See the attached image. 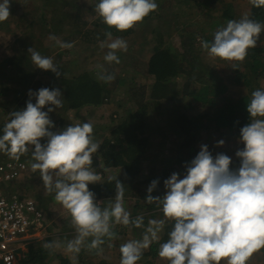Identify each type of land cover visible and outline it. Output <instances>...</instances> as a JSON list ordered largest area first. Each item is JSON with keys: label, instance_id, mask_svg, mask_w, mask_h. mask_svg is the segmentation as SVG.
<instances>
[{"label": "clouds", "instance_id": "1", "mask_svg": "<svg viewBox=\"0 0 264 264\" xmlns=\"http://www.w3.org/2000/svg\"><path fill=\"white\" fill-rule=\"evenodd\" d=\"M250 3L264 7V0ZM10 6L11 0H0V22L11 16ZM158 7L156 0H99L95 11L103 23L123 32L133 29ZM262 32L264 24L245 14L239 20L229 19L214 33L211 43L198 39L210 56L242 62L248 50L258 45ZM104 35L107 39L100 44L108 49L104 60L119 64L117 53L127 52V41L113 38L111 31ZM49 38L62 49L73 47L55 35ZM28 53L37 68L51 71L57 78L62 75L51 57L33 47ZM97 79L111 83L115 75L98 64ZM28 97L25 108L9 113L10 120L0 135V153L19 161L30 152L31 169L39 170L46 192L54 193L55 201L71 217L75 237L64 243H44L42 247L50 254L63 247L74 262L84 248L99 254L106 240L111 247V241L117 238L116 225H132L145 230L142 239L120 246V264H137L144 250L161 240L168 221L173 222L172 230L158 250V256L168 264H247L253 253L264 248V88L254 90L247 103L250 122L240 129L239 138L244 147L235 152L239 167L233 169L231 157L224 153L213 156L208 145L202 144L198 154L185 163L183 178L173 172L164 181L163 197L151 194L159 180L151 181L145 202L162 206L165 218L149 219L146 227L142 214L133 218L126 209L125 184L117 176L109 178L115 183V197L108 206L102 208L96 194L89 190L90 184L102 180L92 167L93 155L101 145L95 140L94 125L83 122L53 131L56 126L49 114L63 107L61 90L42 87L29 90ZM42 139L46 142L42 143ZM223 144V140L217 142V146Z\"/></svg>", "mask_w": 264, "mask_h": 264}, {"label": "rangeland", "instance_id": "2", "mask_svg": "<svg viewBox=\"0 0 264 264\" xmlns=\"http://www.w3.org/2000/svg\"><path fill=\"white\" fill-rule=\"evenodd\" d=\"M53 1L11 0V16L6 21L0 22V135L3 134L4 125L10 120L9 113L26 107L29 90L37 91L42 87L58 88L62 92L64 102L62 108H57L56 111L49 114L56 126L53 131L64 129L71 124L90 122L94 125L95 140L101 145L106 139H114V129L127 116L137 113L140 102L149 103L146 113H144L147 125L142 134V136L148 137L147 152L142 158L138 178L143 177L150 180L151 177L163 175L170 168L173 172L179 173L180 178H183L186 172L182 173L185 167L182 166L184 164L181 159L187 158L192 153L196 156L202 144L208 145L213 156L217 153H224L232 160L235 158V152L241 144L239 142L240 132L237 131L231 132L228 129L218 131L206 126L197 135H194L193 132L195 141L191 145L185 144L187 139L183 136L184 133L179 126H176V119L183 111L189 117L203 111V108L191 97V92L197 84L192 83L186 93L185 84L188 77L181 74L180 77L173 79L177 86L174 100L163 99L156 102L151 99V90L155 79L149 74L148 67L154 53L156 35H159L163 43L167 46L170 45L175 54L181 57L184 51L181 44L182 38L180 34L171 31L172 25L175 27L188 22L200 26V23L210 24L214 26L216 32L219 28L226 26L222 20L226 19L223 9L227 4L235 3L234 6L238 7L239 16H244L246 13L248 15L253 13L250 0H222V2H217V10L220 11L212 10L207 14L202 13L198 3L195 2L202 0H156L159 7L153 12L151 19L146 22L142 21L141 25L135 26L136 29L130 35L125 36L129 49L127 52L119 51L117 53L121 58H119L121 61L119 64L115 62L108 64L104 60L108 49L107 47L101 48L100 44L106 39L100 40V37L97 39L105 31L104 27L99 26L101 17L95 11L96 5L99 3L98 0H84L83 3L79 2L80 6L72 5L70 8L56 7ZM80 17L84 21L87 20L88 23L83 26ZM114 31L116 33L115 28ZM51 35H55L63 42L72 43L73 47L70 49L60 48L55 41L49 38ZM118 37L123 38L124 36L118 35ZM113 38L115 37L113 36ZM131 40H134L136 45L132 46ZM200 44L197 37L195 50H198ZM30 47H33L41 55L51 57L62 75L57 78L53 72L37 68L31 60V54L28 53ZM204 62L209 64L212 72L218 74L219 78L213 77L216 83L220 82V78L225 81L226 63H222L220 58L210 56L208 53L203 57ZM98 64H103L109 73L115 75V80L108 83L109 88H112L113 91L111 97L99 106L86 105L78 109L68 107L67 99L64 98L68 85L78 83L75 79L84 74H89L91 78L99 81L97 79ZM37 83L41 85H36ZM255 84L252 83L251 87L230 86L227 93L218 100L219 106H222L224 102H231L247 96L250 92L249 89L256 90L258 88L256 86L264 88L262 79L257 85ZM189 102L191 107L186 108ZM33 103H35L34 99ZM44 110L47 111V107ZM220 140H223L224 144L217 146V142ZM29 154L30 152L20 159L29 165V170L23 174L21 179L11 184L8 194L16 193L33 198L46 215L48 228L41 233L42 237L40 236L36 241L32 239L31 244L39 248L44 243L54 240L64 243L73 239L76 233L68 211L55 201L54 193L46 192L39 170L34 172L31 169L29 163L31 155ZM0 156L9 158L4 153H0ZM93 157H96L100 163L104 161L99 151ZM92 167L102 175V180H104V176L108 180L112 176L121 177L123 175V169L120 167L107 169L105 172L95 164ZM145 185L149 186L150 184L145 183ZM98 202L103 208L114 202V197L101 199ZM136 204L132 197L125 198L126 209L133 218L142 214L145 218V227L149 219L165 218L162 208L150 210ZM165 229L166 226L163 230L164 233ZM144 230L145 228H135L132 225H116L114 231L117 233V238L111 241V247L106 240L102 245L103 252L97 254L96 250L88 251L87 248H84L82 249L85 251L82 258H79L80 252L74 262L70 258L72 254L67 253L62 247L52 253L48 258V263L60 264L61 257H64L68 258L72 264H120V246L132 239H142ZM90 241L91 238L88 242L90 243ZM151 254L150 247L144 250V257L137 264L141 262L150 264L152 259L154 264H168L167 260L161 259L159 256L152 258ZM221 264H226V261H221ZM247 264H264V248L253 253Z\"/></svg>", "mask_w": 264, "mask_h": 264}, {"label": "trees", "instance_id": "3", "mask_svg": "<svg viewBox=\"0 0 264 264\" xmlns=\"http://www.w3.org/2000/svg\"><path fill=\"white\" fill-rule=\"evenodd\" d=\"M84 0H54L56 7L62 6L70 8L72 5H79V2L83 3ZM99 1V0H98ZM195 1V0H194ZM198 3L201 8V12L207 14L210 11L217 10V2L222 0H202ZM235 3L227 4L223 9L224 17L222 20L226 23L229 19L239 20L242 16L238 14V7L234 6ZM80 6V5H79ZM253 13L249 16L251 19L256 20L264 24V7H254L252 5ZM247 14V13H246ZM153 12L144 18V22L151 19ZM83 21L82 25L88 23L87 20ZM101 27H104L105 31L100 34V40L107 39L104 35L105 32L111 31L116 38L118 35L125 36L130 35L136 27L127 31H114V27H109L103 23L102 18L99 19ZM140 25L142 24L139 23ZM145 24V23H144ZM200 25L195 23H182L181 25L173 27L171 31H175L180 34L182 38V46L184 48L181 57L175 54L174 50L170 48V45L163 43L159 35L155 36L154 53L150 58L148 71L155 79L151 90V99L156 102L161 100H174V92L176 84L173 79L178 78L181 74L187 76V82L185 84L186 93L192 83H196L197 86L192 90L191 97L194 102H197L203 111L198 115L188 116L184 111L180 112L176 119V126L178 125L180 130L184 133L183 136L187 139L185 142L191 145L194 141V135L199 134L204 130L206 126L208 128H214L215 130L228 129L229 131L240 132V129L250 122V114L247 111V103L251 100V93L254 91L249 89V94L242 98L233 100L231 102H224L222 106H219L218 100L223 97L230 86H245L251 87L252 83L257 85L261 79L264 80V32L261 33L258 45L255 48L248 50V55L242 61H227L220 58L222 63H226V75L225 81L220 78V82L216 83L213 77L219 78L218 74L211 71L209 64L203 63V57L207 54V51L201 49V44L198 50H195V43L197 37L212 42L214 39V26L210 24ZM226 25V24H225ZM158 29V28H157ZM188 38V39H184ZM105 41V40H104ZM130 44L136 45L134 40H131ZM132 46L130 47L132 49ZM129 49V48H128ZM120 58V55H118ZM181 58V59H180ZM121 59V58H120ZM202 61V63H200ZM235 66V69L233 67ZM212 79H211V78ZM78 83L69 84L66 88V94L64 98L67 99L68 107L72 109H78L80 107L94 105L99 106L104 104L109 97L113 94L112 88H109L108 83L99 82L94 78H91L89 74H84L75 79ZM254 80V82H253ZM75 81V82H76ZM104 85H103V84ZM36 85H41L37 83ZM260 88L259 86H256ZM256 88V89H258ZM143 100V99H142ZM147 104L140 102L137 113L130 114L121 124L114 129V139H106L100 145L98 149L99 154L103 158L101 163L97 161L96 157H93V164L99 166L103 172L107 169L121 168L123 169V175L118 177L125 184V198L132 197L136 201V205L141 207H147L150 210H156L162 208L156 203L148 204L145 202L148 186L145 183L150 184L152 180L158 179L159 183L157 188L151 193L154 197H163L166 192L164 181L168 179L173 173L172 168L166 170L163 175L151 177L150 180H146L143 177H139L140 164L142 158L145 156L146 144L148 137L142 136L143 129L147 125L145 121ZM191 103H188L186 108H190ZM205 121V122H204ZM194 132V135H193ZM46 142L42 139V143ZM244 145L241 143L238 149H242ZM31 155V153L29 154ZM195 157V154H189L187 158L181 159L182 164L190 162ZM239 158L235 156L232 160L233 169L239 167ZM99 164V165H98ZM102 165V166H100ZM182 165V166H184ZM186 170L183 168L182 173ZM181 173V174H182ZM126 174V175H125ZM89 190L96 194L97 201L101 199H109L115 197V183L110 179L101 180L100 183L90 184ZM144 204V206H143ZM136 207V206H135ZM136 209H138L136 207ZM165 233L163 234L159 242H153L150 245V252L152 258L158 256V250L160 243L166 242L169 238V233L172 230L173 222L166 223ZM85 251L82 250L80 259ZM52 255L49 251L45 250L42 246L36 248L34 245L29 246V255L27 263L30 264H49L48 258ZM144 257V256H143ZM142 257V258H143ZM60 264H72L68 258L61 257ZM148 264V263H138ZM150 264H154V260Z\"/></svg>", "mask_w": 264, "mask_h": 264}, {"label": "built area", "instance_id": "4", "mask_svg": "<svg viewBox=\"0 0 264 264\" xmlns=\"http://www.w3.org/2000/svg\"><path fill=\"white\" fill-rule=\"evenodd\" d=\"M29 170L24 161L0 156V264H29L31 240L48 228L46 215L33 198L8 189Z\"/></svg>", "mask_w": 264, "mask_h": 264}, {"label": "crops", "instance_id": "5", "mask_svg": "<svg viewBox=\"0 0 264 264\" xmlns=\"http://www.w3.org/2000/svg\"><path fill=\"white\" fill-rule=\"evenodd\" d=\"M42 237V236H41ZM32 245V244H31Z\"/></svg>", "mask_w": 264, "mask_h": 264}]
</instances>
